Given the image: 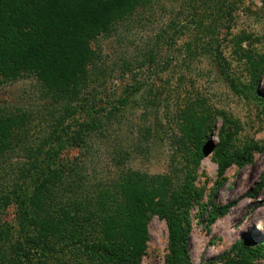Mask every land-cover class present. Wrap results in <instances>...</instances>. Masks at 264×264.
Segmentation results:
<instances>
[{"label": "trees", "instance_id": "16d2710c", "mask_svg": "<svg viewBox=\"0 0 264 264\" xmlns=\"http://www.w3.org/2000/svg\"><path fill=\"white\" fill-rule=\"evenodd\" d=\"M240 2L0 0V89L22 78L34 79L41 99L49 103L47 117L41 118L49 117L44 120L49 131L38 145L29 137L36 119L32 113L0 110V264H141L153 216L167 228L165 264H190L189 212L201 200L193 187L194 170L205 151L194 152L178 140L184 165L179 168L173 160L167 173L156 176L130 168L121 149L113 148L102 162L94 146L108 139V128L117 124V115L132 103L137 89L125 88L122 97L105 106L96 101V84L106 75L99 49L92 45L138 13L151 16L155 7L164 13L170 8L176 18L168 29L175 32L169 36L163 31L162 42L169 45L173 35L181 38L193 25L185 57H209L232 90L245 97L264 75V58L256 62L253 83L245 88L230 74L215 39ZM156 55L151 50L145 62L152 64ZM187 123H182L183 136L192 132L200 144V124L188 130ZM69 148H76L77 155L62 160ZM224 155H218L220 173L233 160ZM262 179L252 197L264 188V175ZM10 208L15 211L13 225L2 219ZM231 251L239 264H248L264 257V243L252 248L242 241Z\"/></svg>", "mask_w": 264, "mask_h": 264}, {"label": "rangeland", "instance_id": "374dc122", "mask_svg": "<svg viewBox=\"0 0 264 264\" xmlns=\"http://www.w3.org/2000/svg\"><path fill=\"white\" fill-rule=\"evenodd\" d=\"M240 3L215 39L221 43L230 74L248 88L256 62L264 58V0ZM138 15L92 45L99 49L106 75L96 84V101L105 106L122 97L125 88L137 89L132 103L117 115V124L108 128V139L98 140L94 152L105 162L113 148L121 149L129 156L130 168L156 176L167 173L173 160L179 168V163L184 165L178 140L194 152L203 147L205 155L194 170L193 187L201 200L189 212V262L239 264V256L231 251L236 243L244 241L252 248L264 243V188L252 197L264 175V75L244 97L232 90L209 57H185L186 44H192L195 34L193 25H188L185 36L173 35L169 45L162 42L163 31L169 36L175 32L168 29L175 11L170 13L168 8L164 13L155 7L151 16ZM180 24L186 23L180 20ZM151 50L157 51V57L147 64ZM48 108L34 79L22 78L0 89L1 111H27L36 118L29 136L34 145L49 131L44 121L49 117L41 119L47 117L43 115ZM185 122H190L188 130L193 123L200 124V144L192 132L183 136ZM144 134L147 139L142 138ZM233 154L243 158H230ZM75 155L76 148H69L62 152V160ZM218 155L233 159L222 173ZM2 219L13 225L15 211L8 209ZM148 238L141 264H165L168 234L157 216L148 223ZM248 264H264V257L250 259Z\"/></svg>", "mask_w": 264, "mask_h": 264}]
</instances>
